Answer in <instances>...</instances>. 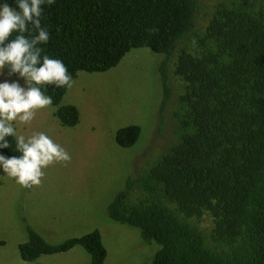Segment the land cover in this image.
I'll return each instance as SVG.
<instances>
[{"label": "trees", "instance_id": "16d2710c", "mask_svg": "<svg viewBox=\"0 0 264 264\" xmlns=\"http://www.w3.org/2000/svg\"><path fill=\"white\" fill-rule=\"evenodd\" d=\"M42 26L50 34L42 54L73 80L109 70L133 48L165 55L160 113L174 103L171 141L108 208L160 245L151 264H264V0H55L43 6ZM39 87L62 125L78 124L77 107L62 104L67 87ZM140 133L128 125L116 139L128 147ZM7 139L0 155L19 157L16 138ZM28 233L19 250L32 264L78 245L91 264H107L98 230L58 244Z\"/></svg>", "mask_w": 264, "mask_h": 264}, {"label": "rangeland", "instance_id": "374dc122", "mask_svg": "<svg viewBox=\"0 0 264 264\" xmlns=\"http://www.w3.org/2000/svg\"><path fill=\"white\" fill-rule=\"evenodd\" d=\"M164 58L149 47L133 48L109 70L79 72L62 100L79 110L75 126L62 125L54 105L38 110L30 125L13 122L17 135L46 133L71 161L44 169L42 184L31 189L8 177L0 165V264H32L19 250L29 238L28 228L52 244L98 230L107 264H151L160 245L146 241L139 228L114 221L108 208L134 171L148 167L171 141L174 103L160 113ZM9 73L5 67L0 83L29 87L26 78ZM128 125H139L141 133L135 144L123 147L116 134ZM37 262L91 264V255L78 245Z\"/></svg>", "mask_w": 264, "mask_h": 264}, {"label": "clouds", "instance_id": "9594fccd", "mask_svg": "<svg viewBox=\"0 0 264 264\" xmlns=\"http://www.w3.org/2000/svg\"><path fill=\"white\" fill-rule=\"evenodd\" d=\"M16 2L18 10L6 0L0 4V74L7 66L9 74L18 73L26 78L29 87L25 89L18 82L0 83V148H9L7 137H15L16 151L21 153L11 158L0 155V165L8 177L31 189L42 184L44 169L55 164L67 166L71 156L44 132H35L27 138L17 135L13 122L30 125L38 110L52 105V97L46 96L39 86L71 89L75 81L61 60L42 54L40 47L50 39L47 28L42 26L43 6L54 5L55 0Z\"/></svg>", "mask_w": 264, "mask_h": 264}]
</instances>
